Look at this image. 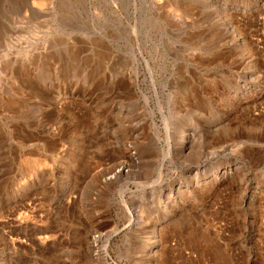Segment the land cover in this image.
<instances>
[{
  "label": "rangeland",
  "instance_id": "obj_1",
  "mask_svg": "<svg viewBox=\"0 0 264 264\" xmlns=\"http://www.w3.org/2000/svg\"><path fill=\"white\" fill-rule=\"evenodd\" d=\"M0 68V264H264V0H0Z\"/></svg>",
  "mask_w": 264,
  "mask_h": 264
},
{
  "label": "bare ground",
  "instance_id": "obj_2",
  "mask_svg": "<svg viewBox=\"0 0 264 264\" xmlns=\"http://www.w3.org/2000/svg\"><path fill=\"white\" fill-rule=\"evenodd\" d=\"M167 1V0H166ZM171 1H174V0H168V4L169 3H171ZM173 3V2H172ZM176 3V2H175ZM174 3V4H175ZM172 5V6H175V5ZM29 8V7H28ZM228 14V13H227ZM46 16V15H45ZM227 23V22H226ZM228 23H229V21H228ZM225 24V23H224ZM227 25V24H226ZM226 25H225V27H226ZM222 30V29H221ZM235 30V28H234V26L232 25V23H231V25L230 26H228L227 28H226V31L225 32H228V33H232L233 31ZM224 32V33H225ZM222 35V34H221ZM240 35V34H239ZM219 36V35H218ZM232 36V35H231ZM227 38V37H226ZM221 41V40H220ZM194 43V42H193ZM198 43V42H197ZM240 43H242V42H240ZM237 48V47H236ZM132 52V58H134V60H137L138 59V57H137V55L135 54V52H133V51H131ZM212 59V58H211ZM207 62V61H206ZM146 64H147V67H148V69H151L150 68V65H149V62H148V60L146 59ZM5 65V64H4ZM4 68V67H3ZM1 69V68H0ZM4 70H6V69H4ZM12 70V69H11ZM150 71V70H149ZM258 71V70H257ZM92 72V71H91ZM151 72V71H150ZM45 76V75H44ZM137 76V75H136ZM20 77V76H19ZM56 100H59L62 96H61V88L60 87H57L56 88ZM192 97V96H191ZM144 104L146 105V106H148V104H149V100H148V97L145 95V97H144ZM10 102H12V101H10ZM7 106V105H6ZM186 125V124H185ZM179 126V125H178ZM183 126V125H182ZM181 127V126H180ZM179 127V128H180ZM191 128V127H190ZM189 128V126L188 127H184V130H183V139L182 140H178L177 142H178V148L180 147L182 150L183 149H185V148H188L189 146H190V142H191V138H192V132H191V129ZM177 133V132H176ZM180 135V134H179ZM178 136V135H177ZM131 146H129V148H130ZM128 149V147L126 148V150ZM170 152V151H169ZM126 153H128V152H126ZM163 154V153H162ZM181 154V153H180ZM185 154V153H184ZM129 155V157L131 158V159H135L134 158V155L132 154V153H129L128 154ZM168 155V153H164L163 154V156L160 158V160H159V162H158V164H157V173H158V176L151 182V184L150 185H152V186H155V185H157V184H161V182H162V177H161V174H162V169H163V167H164V164H165V159H166V156ZM127 156V155H126ZM128 157V156H127ZM117 161V160H116ZM254 161V160H253ZM124 164V163H123ZM231 165V164H230ZM232 168V167H230V166H228V165H226V166H223V167H221V168ZM125 169V165L122 167V170H124ZM129 169V168H128ZM128 169H125V170H128ZM225 171V170H224ZM223 171V172H224ZM221 172V171H220ZM219 171H218V173H220ZM225 173V172H224ZM112 175V174H111ZM223 175V174H222ZM142 184V183H141ZM71 190V189H70ZM73 190V189H72ZM70 193V192H69ZM164 194V193H163ZM178 194V193H177ZM64 195V194H63ZM66 195V194H65ZM174 194H173V192L172 191H169L167 194H166V196H165V199H164V202L170 197V196H173ZM64 197V196H63ZM249 201H251V200H249ZM253 201V200H252ZM247 204V203H246ZM166 206V205H165ZM172 207V206H171ZM156 229V228H155ZM155 229L153 230V234H150V236H147V238H148V240H150V238L152 239V237L154 238L155 237ZM95 242V241H94ZM152 243V242H151ZM88 244H90V243H88ZM102 246H104V247H102V248H99V246H97V244L96 243H93V242H91V244H90V248L88 249V251L90 250V251H92V250H97V248H99L98 249V251H100L99 253H96L97 251H95V253H91L90 254V256H89V258H87L86 259V261H85V263L86 264H91V263H93V262H95V261H105V259L108 257V255H109V252H108V246H107V244H105V245H102ZM89 247V246H88ZM151 246H149L148 244H146L145 245V247H143L142 249H139L138 251H137V256H139L140 254H148L149 252H150V250L149 249H151L150 248ZM92 249V250H91ZM147 250V253H143L144 251H146ZM143 251V252H142ZM151 253V252H150ZM85 254H87V251H86V253ZM136 256V257H137ZM64 261V260H63ZM83 261V260H82ZM138 263V262H137ZM136 263V264H137Z\"/></svg>",
  "mask_w": 264,
  "mask_h": 264
}]
</instances>
